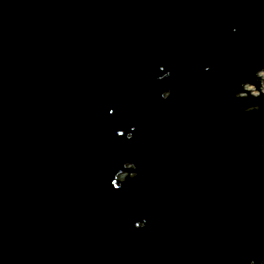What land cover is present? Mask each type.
<instances>
[{"label": "water", "instance_id": "95a60500", "mask_svg": "<svg viewBox=\"0 0 264 264\" xmlns=\"http://www.w3.org/2000/svg\"><path fill=\"white\" fill-rule=\"evenodd\" d=\"M263 72L264 0H0V264H264Z\"/></svg>", "mask_w": 264, "mask_h": 264}, {"label": "rangeland", "instance_id": "374dc122", "mask_svg": "<svg viewBox=\"0 0 264 264\" xmlns=\"http://www.w3.org/2000/svg\"><path fill=\"white\" fill-rule=\"evenodd\" d=\"M260 76L262 78L261 80V91L264 92V72L260 73ZM246 90L250 91V93H252L253 95H258L260 92L256 90V87L254 86H246ZM246 95V94H243Z\"/></svg>", "mask_w": 264, "mask_h": 264}]
</instances>
